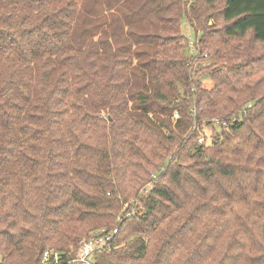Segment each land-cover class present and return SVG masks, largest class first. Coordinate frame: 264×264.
<instances>
[{"label": "trees", "instance_id": "trees-1", "mask_svg": "<svg viewBox=\"0 0 264 264\" xmlns=\"http://www.w3.org/2000/svg\"><path fill=\"white\" fill-rule=\"evenodd\" d=\"M246 39L264 0H0V264L114 228L99 264H264L255 69L199 79Z\"/></svg>", "mask_w": 264, "mask_h": 264}, {"label": "rangeland", "instance_id": "rangeland-1", "mask_svg": "<svg viewBox=\"0 0 264 264\" xmlns=\"http://www.w3.org/2000/svg\"><path fill=\"white\" fill-rule=\"evenodd\" d=\"M186 4H190L193 0H184ZM213 22L209 23L211 26ZM181 32L187 38L186 46H188V50L193 51L196 46L194 43H197V38L193 30L189 27V25L185 22V20L181 21ZM199 35V34H198ZM197 49V48H196ZM239 49H241V56L238 59L233 60L231 63L226 64L225 67H221V63L216 62H207L205 65V70L201 73L199 79L201 81L202 87L206 90L213 88L214 83L212 82L210 76L211 73L219 70L215 74H231L236 70H246L248 68L255 69L256 75L252 77L251 80H243L241 84L237 88V99L239 100V104L244 105L245 108H249L251 105H256L257 102L264 97V44L253 43L246 39L241 41L239 44ZM209 73V75H208ZM248 86L250 89H246ZM240 115V114H239ZM236 116H233V119H236ZM173 119H176L173 115ZM213 123V122H212ZM215 130L217 133H220L217 125L218 123L214 121ZM204 131V130H203ZM225 132V131H224ZM205 133L210 135L209 130H205ZM227 133V132H225ZM229 134V133H228ZM145 187H148L147 185ZM139 207L140 204L136 201H132L130 204V208H132V212L134 213L136 208Z\"/></svg>", "mask_w": 264, "mask_h": 264}, {"label": "built area", "instance_id": "built-area-1", "mask_svg": "<svg viewBox=\"0 0 264 264\" xmlns=\"http://www.w3.org/2000/svg\"><path fill=\"white\" fill-rule=\"evenodd\" d=\"M174 117H178L177 113ZM202 141V138L198 139V143ZM145 188H150V185ZM116 234L117 228L110 231L96 230L77 243L74 253L70 254L68 259H63L60 253L49 250L44 252L41 264H99L98 259L103 254L111 252Z\"/></svg>", "mask_w": 264, "mask_h": 264}]
</instances>
